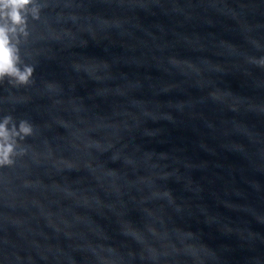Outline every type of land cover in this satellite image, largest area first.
<instances>
[{
	"label": "water",
	"instance_id": "95a60500",
	"mask_svg": "<svg viewBox=\"0 0 264 264\" xmlns=\"http://www.w3.org/2000/svg\"><path fill=\"white\" fill-rule=\"evenodd\" d=\"M12 43L0 264H264V0H33Z\"/></svg>",
	"mask_w": 264,
	"mask_h": 264
},
{
	"label": "clouds",
	"instance_id": "9594fccd",
	"mask_svg": "<svg viewBox=\"0 0 264 264\" xmlns=\"http://www.w3.org/2000/svg\"><path fill=\"white\" fill-rule=\"evenodd\" d=\"M33 0H0V79L4 76L15 78L18 83H27L32 73L31 67L21 70L17 66L18 55L12 39L19 33H25L26 14ZM35 14L36 9H32ZM259 63L264 64V59ZM9 118L0 121V166L11 164L13 146L8 142V131L6 125ZM20 131L27 134L30 127L23 122Z\"/></svg>",
	"mask_w": 264,
	"mask_h": 264
}]
</instances>
